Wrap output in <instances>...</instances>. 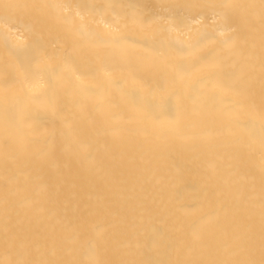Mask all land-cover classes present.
<instances>
[{
    "label": "bare ground",
    "instance_id": "bare-ground-1",
    "mask_svg": "<svg viewBox=\"0 0 264 264\" xmlns=\"http://www.w3.org/2000/svg\"><path fill=\"white\" fill-rule=\"evenodd\" d=\"M0 264H264V0H0Z\"/></svg>",
    "mask_w": 264,
    "mask_h": 264
}]
</instances>
